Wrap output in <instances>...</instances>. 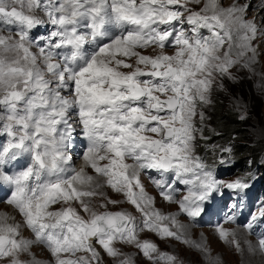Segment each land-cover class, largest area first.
<instances>
[{
	"label": "snow or ice",
	"instance_id": "6c2138e0",
	"mask_svg": "<svg viewBox=\"0 0 264 264\" xmlns=\"http://www.w3.org/2000/svg\"><path fill=\"white\" fill-rule=\"evenodd\" d=\"M201 3L0 0V24L16 28L15 38L0 34V135L7 137L0 145V186L12 189L7 202L22 214L36 240L48 246L57 264H98L93 238L112 257L123 255L113 246L120 241L135 245L153 264L175 260L167 254L154 256L157 246L138 239L144 229L176 236L159 223L169 217L150 210L154 198L140 181L143 170L161 173L155 184L167 201L175 202L177 192L167 174L188 186L179 205L192 218L220 188L222 182L194 155L195 133L200 131L194 123L196 109L209 102L217 75H230L229 69L245 57V67L255 62L252 41L264 29L246 18L247 4L225 8L219 0H203L199 11L188 7ZM37 27L51 30L33 39L30 32ZM201 29L209 35H202ZM166 44H174V54L163 51ZM33 45L37 52L31 50ZM153 45L161 50L154 57L136 51ZM118 56L137 57V66L131 72L121 71L132 65ZM145 76L150 79H140ZM78 128L87 141L84 161L142 213L139 224L123 211H92L82 199L96 196L103 185L93 184V176L70 166L69 152ZM25 156L30 158L26 167L5 170ZM77 182L90 185V190L74 187ZM248 186L241 180L226 185L229 189ZM73 200L83 212L91 213L90 219L71 206L48 211L50 205ZM220 235L227 239L230 233L221 228ZM18 236L20 225L0 222V260L28 264L19 254L29 251L33 241ZM258 247L264 250V237ZM82 251L91 256L61 258V253L74 256ZM121 264L132 262L122 259Z\"/></svg>",
	"mask_w": 264,
	"mask_h": 264
},
{
	"label": "rangeland",
	"instance_id": "374dc122",
	"mask_svg": "<svg viewBox=\"0 0 264 264\" xmlns=\"http://www.w3.org/2000/svg\"><path fill=\"white\" fill-rule=\"evenodd\" d=\"M223 7H229L233 4L236 5H248L246 18L254 21L257 27L264 29V23L262 21V9L258 5V0H244L240 3L239 0H219ZM240 3V4H239ZM203 6V0L200 5L189 4L188 7L199 11ZM37 15L43 17V13L40 11L36 12ZM0 34L4 36H13L15 38L16 32L5 31L0 29ZM253 45L256 47V58L255 62L250 66H244L243 58L239 63L234 65L229 69L230 75H224L223 77L217 75L215 82L212 84L211 91L209 95V101L219 96L223 99L222 103L224 107L229 108L234 111L237 117L242 122V136L239 134H234L227 146V142H222L221 140L211 141L205 143L206 136L212 131L213 124L207 121L206 114L203 112V106L199 105L196 109L198 115L194 117V123L197 129L195 133V148L194 155L199 151L204 143V149H208L207 154L210 153V148L215 145L217 147L222 146L225 149H230L226 152V156L238 161L239 166L234 168L233 174L228 176V179H236L238 177H245L248 174L250 167L259 162L261 164V172L264 171V150H262L257 156H253L254 148L258 145H264V32L258 33L257 39L252 41ZM228 46H224L227 48ZM33 52H37L38 49L35 45L31 49ZM176 48L164 49L163 51L168 54H174ZM160 49L157 47L145 48L139 50L143 55H154L159 54ZM252 53H248L251 56ZM119 59H126L127 63L131 64V68L121 67V71L129 72L137 66V57L125 58L118 56ZM235 58V57H234ZM139 67H144V65H139ZM227 80L230 84L229 86L224 85V81ZM199 113L203 114V120ZM214 131V130H213ZM235 145V146H233ZM239 146V149L243 150V153L235 152V147ZM237 157L239 159H237ZM206 160H208L206 158ZM82 165V164H81ZM80 167L84 168L82 165ZM240 168V169H239ZM87 173L94 177L93 184L100 183L103 187L97 189V195L91 198H82L85 202L90 203L92 211L97 213H103L105 211H123L128 214L132 212L130 203L126 195L122 192H116L106 183V178L103 176H97L90 167L87 166ZM90 173V174H89ZM264 176V175H263ZM78 189L83 191L90 190V185H77ZM150 191V190H149ZM154 202L152 206H159L162 209L168 211L165 216H169L167 223L174 227L175 229L182 232L184 239L175 240L171 237H166L159 234L156 231L149 229H144L138 232V239L143 242L145 240L154 243L158 248L157 254H167V256L175 257L174 261L162 260L159 264H264V256L259 254V248L256 243L252 242L247 236L242 234L240 228H231L229 226L224 227L230 235L227 239L220 238L219 232H213L208 229H193L187 226L183 221L182 216H178V210L173 203H167L165 200L161 199L155 195L152 191ZM117 201V203L112 204L109 201ZM103 205H107L104 207ZM74 207L78 214L84 219H90V212H83L78 201H71L69 204H64L63 202L55 205L53 207L54 211H58L61 208ZM8 212L7 215L11 220L7 223L1 213ZM12 209L4 204L0 205V222L12 225L13 219L17 225H20V236L17 239L24 238L30 239L31 237L26 229L24 220L18 215L14 217L11 215ZM134 216L138 222V216ZM175 219V223L173 219ZM139 224V223H138ZM16 225V224H15ZM238 242L239 247L236 246ZM93 243L96 245V249L99 252L98 264H121L122 259H130L132 264H153V261L149 260L142 253V250L135 247V245L123 243L120 241L114 242V247H116L123 255L112 257L98 244L95 243L93 238ZM81 256H91V253L78 252L74 256L68 253H61L62 259H72L76 260ZM9 259L0 260V264H9ZM19 259L21 261L28 262V264H57L56 258L51 253L48 247L43 248L40 245L32 243L29 251L22 252L19 254Z\"/></svg>",
	"mask_w": 264,
	"mask_h": 264
},
{
	"label": "trees",
	"instance_id": "16d2710c",
	"mask_svg": "<svg viewBox=\"0 0 264 264\" xmlns=\"http://www.w3.org/2000/svg\"><path fill=\"white\" fill-rule=\"evenodd\" d=\"M224 85L229 86L227 80L224 81ZM219 96H216L212 98L207 104H203V112L206 114L207 121L211 122L213 124L212 131L206 136L205 143L211 141L210 143H213V141L221 140L222 142H227L232 138L234 134H239V136H242V122L237 117L236 113L232 110H230L227 107H224L223 104H221L223 101ZM214 130V131H213ZM205 143L199 147L201 153H204L206 155L207 159H213L216 155H218V152H221L225 149V147L222 146H215L213 145L210 148V153L207 154L208 149H204ZM230 142H227L226 146ZM235 146V145H233ZM262 150H264V145H258L254 148L253 156H257ZM239 154L243 153V150L241 148L239 149V146L235 147V152ZM237 159H239L237 157ZM236 160V159H235ZM238 161V160H236ZM238 163V162H237Z\"/></svg>",
	"mask_w": 264,
	"mask_h": 264
},
{
	"label": "clouds",
	"instance_id": "9594fccd",
	"mask_svg": "<svg viewBox=\"0 0 264 264\" xmlns=\"http://www.w3.org/2000/svg\"><path fill=\"white\" fill-rule=\"evenodd\" d=\"M224 152H225V151L218 152V155H219V154H222V153H224ZM215 159H216V158H215ZM215 159H214V160H215ZM208 160H211V159H208ZM214 160H213V161H214ZM238 166H239V164L236 162V160H234V164L232 165L231 170L228 169V172L225 174L224 177H222V179L225 180V181H231L232 179H228L227 177L230 176V175H232V174H233V171H234V168H235V167H238ZM239 167H240V166H239ZM239 169H240V168H239ZM198 229H200V228H198ZM201 229H205V230H206L207 228H201ZM208 230H212V229H208ZM212 231H213V232H218L217 230H212ZM219 237H220V236H219Z\"/></svg>",
	"mask_w": 264,
	"mask_h": 264
},
{
	"label": "bare ground",
	"instance_id": "6f19581e",
	"mask_svg": "<svg viewBox=\"0 0 264 264\" xmlns=\"http://www.w3.org/2000/svg\"><path fill=\"white\" fill-rule=\"evenodd\" d=\"M239 1H240V3H242L244 0H239ZM240 3H239V4H240ZM242 4H243V3H242ZM246 13H247V12H246ZM246 13H245V14H246ZM153 47H154V46H153ZM81 166H82V165H81ZM83 166L85 167L84 164H83ZM81 168H82V167H81ZM86 171L88 172L89 170H87V168H86ZM89 174H90V173H89ZM0 205H1V204H0ZM4 205H5V204H4ZM6 206H7V205H6ZM7 207H8V206H7ZM9 208H10V207H9ZM10 209H11V208H10ZM7 213H8V212L6 211L5 213H1V215L3 216L4 220L8 223V222L11 220V218H9V216L7 215ZM11 215L14 216V217H17V216H18V215L16 214V212H15L13 209H12ZM15 224L17 225L18 222L15 223V220L13 219V221H12V225H15ZM231 228L234 229V228H237V227H232V226H231ZM227 238H228V237H227Z\"/></svg>",
	"mask_w": 264,
	"mask_h": 264
}]
</instances>
